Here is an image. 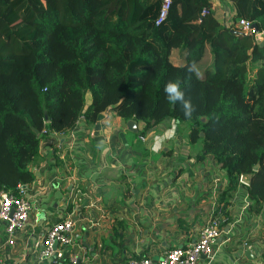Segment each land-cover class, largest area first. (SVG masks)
I'll list each match as a JSON object with an SVG mask.
<instances>
[{
	"label": "trees",
	"instance_id": "trees-1",
	"mask_svg": "<svg viewBox=\"0 0 264 264\" xmlns=\"http://www.w3.org/2000/svg\"><path fill=\"white\" fill-rule=\"evenodd\" d=\"M226 1L223 16L214 0H171L157 23L162 0H0V192L24 193L48 134L110 112L184 124L198 157L225 170L224 223L242 175L264 204V42L236 26L264 29V0ZM169 81L194 105L190 118L166 99Z\"/></svg>",
	"mask_w": 264,
	"mask_h": 264
},
{
	"label": "crops",
	"instance_id": "crops-1",
	"mask_svg": "<svg viewBox=\"0 0 264 264\" xmlns=\"http://www.w3.org/2000/svg\"><path fill=\"white\" fill-rule=\"evenodd\" d=\"M214 6L223 16L233 8L226 0ZM80 123L42 140L23 193L28 217L13 243L0 221V264H68L72 256L77 264H129L199 238L226 173L210 154L198 157L200 144L189 143L185 125L136 120L132 131L110 112ZM245 184L230 198L212 258L202 254L196 264H264V204ZM67 213L75 226L63 259L41 258L45 232Z\"/></svg>",
	"mask_w": 264,
	"mask_h": 264
},
{
	"label": "built area",
	"instance_id": "built-area-1",
	"mask_svg": "<svg viewBox=\"0 0 264 264\" xmlns=\"http://www.w3.org/2000/svg\"><path fill=\"white\" fill-rule=\"evenodd\" d=\"M170 1L162 0V6L156 20L157 23L165 17ZM204 12H206V9ZM254 24V22L245 18H239L236 22V26L243 34L252 35L254 43L260 44L264 42V29L259 30ZM43 132L48 134L45 129ZM22 190L24 191L25 189L22 188ZM29 209L30 202L23 194L16 195L10 191L0 192V221L4 225L7 237H9V243L14 242L15 234L23 228ZM225 220V210L217 204L212 208L209 217L204 222L197 240L186 247L176 246L168 249L164 256L158 260L145 255L140 258H131L129 264H196L202 254L209 255L212 258L213 244L220 236L222 224ZM74 226L75 220L71 213H67L60 220L54 222L42 238L39 256L41 258H54L56 260L63 259V247L71 243V233L74 230ZM68 264H77L76 258L74 256L70 257Z\"/></svg>",
	"mask_w": 264,
	"mask_h": 264
},
{
	"label": "clouds",
	"instance_id": "clouds-1",
	"mask_svg": "<svg viewBox=\"0 0 264 264\" xmlns=\"http://www.w3.org/2000/svg\"><path fill=\"white\" fill-rule=\"evenodd\" d=\"M189 71H196V66L191 65L189 67ZM164 92L166 95V99L172 103L176 104L179 103L181 106V110L186 117H191L192 113L194 112L195 108L194 105L191 103L190 99L185 98V93L181 89L179 83L175 81H169L165 87Z\"/></svg>",
	"mask_w": 264,
	"mask_h": 264
},
{
	"label": "water",
	"instance_id": "water-1",
	"mask_svg": "<svg viewBox=\"0 0 264 264\" xmlns=\"http://www.w3.org/2000/svg\"><path fill=\"white\" fill-rule=\"evenodd\" d=\"M255 27H257L256 24H254ZM45 117L46 119H48L47 114L45 113ZM201 119L204 120V117H202ZM127 126L130 130L132 131H137V127H136V120L135 119H128L126 120ZM259 163L254 165V169L258 168ZM241 181H243L244 183L248 184L249 183V174H245L241 176ZM23 189H25V185L22 186ZM249 251H251V249L249 248Z\"/></svg>",
	"mask_w": 264,
	"mask_h": 264
},
{
	"label": "rangeland",
	"instance_id": "rangeland-1",
	"mask_svg": "<svg viewBox=\"0 0 264 264\" xmlns=\"http://www.w3.org/2000/svg\"><path fill=\"white\" fill-rule=\"evenodd\" d=\"M250 73H252V72H250ZM183 125H184V124H183ZM180 132L183 134V133L185 132V129L182 128V129L180 130Z\"/></svg>",
	"mask_w": 264,
	"mask_h": 264
}]
</instances>
